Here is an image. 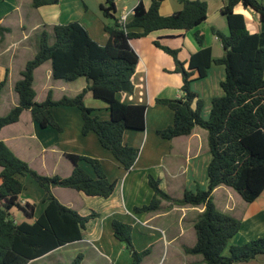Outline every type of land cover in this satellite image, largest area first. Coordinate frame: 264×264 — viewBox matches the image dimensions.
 <instances>
[{"label":"trees","instance_id":"16d2710c","mask_svg":"<svg viewBox=\"0 0 264 264\" xmlns=\"http://www.w3.org/2000/svg\"><path fill=\"white\" fill-rule=\"evenodd\" d=\"M164 0H150L145 6L141 0L132 9L126 22L121 24L116 16L115 0H103L100 12L110 20L104 26L108 37L99 44L77 20L52 26L50 35L42 29L38 35V50L20 71L13 90L17 103L0 115V129L16 122L25 109L41 127L60 129L50 108L55 105L76 107L81 116V133L93 132L100 145L110 151L120 165L128 170L133 165L138 149L123 140L125 131H142L145 128V104L121 102L117 93L132 92V77L141 64L130 45L133 38L144 37L158 30H193L199 48L190 52L186 60L179 58V48L161 42V36L152 39L154 46L173 60V72L181 76L182 95L174 98H156V102L173 112L171 125L156 130L163 139L188 135L195 126L207 132L210 159L206 168L205 188L185 190L176 201L183 205L204 208L198 213L193 229L195 242L185 248L190 254L202 255L206 264H239L264 254V235L241 244H229L239 231L241 220L216 208L212 191L226 186L235 191L244 202L254 201L264 189V31L250 32L242 13L234 7L240 3L254 11L264 22V4L261 0H221L219 12L224 16L227 33L212 28L220 41L223 53L214 57L211 47L205 45L204 34L197 27L206 20L207 5L203 0H178L181 9L161 14ZM58 0H31L36 8L55 4ZM175 37V35H170ZM52 38V40H50ZM49 61L53 79L67 82L83 77L86 81L78 93L53 100L50 91L42 101H36L33 88V72ZM222 66L224 78L220 82L222 94L211 99L208 116L201 115L203 102L191 88L192 80L203 79L211 67ZM5 78L0 81V90ZM106 102L109 117L102 119L97 109L84 102L86 93ZM73 163L68 176L43 175L17 157L0 139V264H28L51 251L82 239L90 220L98 216L95 211L81 214L61 204L52 194V187L72 188L87 196L109 197L116 180H109L100 161L96 158L67 154ZM85 161L93 175L78 164ZM17 175H28L43 190L40 202L45 203L42 212L34 219V204L20 202L23 184ZM148 183L154 194L148 205L134 207V211H153L162 198L170 196L162 191L158 180L151 175ZM14 210V211H13ZM19 211L27 220L17 221ZM114 237L126 244L132 257L131 264H139L144 251H136L131 241L132 225L117 218L111 220ZM228 247V255L223 256ZM82 254L77 253L69 262L55 264H81Z\"/></svg>","mask_w":264,"mask_h":264},{"label":"crops","instance_id":"0c3cea01","mask_svg":"<svg viewBox=\"0 0 264 264\" xmlns=\"http://www.w3.org/2000/svg\"><path fill=\"white\" fill-rule=\"evenodd\" d=\"M138 1L115 0L116 16L123 11L132 10ZM141 1L145 6L150 3V0ZM203 1L207 5V17L197 28L203 32L204 43L211 47L212 55L219 57L223 49L218 38L212 33L211 29L214 27L210 25L209 20L211 14H220L222 1ZM261 1L264 4V0ZM102 3L103 0H58L55 4L34 8L31 0H0V81L5 78L4 86L0 90V115L5 114L17 103V94L13 90V85L20 77V71L25 63L34 55L33 46L29 41L31 34L36 33L35 45L37 46L38 35L42 29L51 35L53 25L77 20L84 25L95 41L104 44L108 37L104 26L110 24V20L103 17L100 12L99 6ZM181 7L178 0H164L160 4L159 11L161 14H170ZM234 9L243 14L246 27L250 32L264 31V22L258 20L254 11L244 8L240 3ZM182 32V30H158L144 37L130 40V45L139 56L141 64L132 77L133 91L118 92L116 97L124 103L146 105L144 130H128L123 135L127 145L138 149V155L130 169H124L110 151L100 145L93 132L81 133L80 112L73 106L55 105L50 108L60 127L59 130L52 126H39L32 119L28 109L21 112L16 122L0 129V139L17 157L27 162L40 174L68 176L74 165L67 154H77L98 159L107 178L116 180L113 193L106 198L87 196L72 188L52 187V194L61 204L81 214L95 211L98 216L89 221L82 239L59 247L31 260L28 264H33L55 253L60 254L69 246L73 249L65 262L71 261L77 253H81L83 256L81 264H106L102 263L101 256L108 260L107 264H131L132 257L130 259V255L125 253L126 249L112 233L110 224L113 218L127 223L134 220L143 225L161 221L162 224L156 225L159 226L161 240L163 239V244L166 245L164 248L167 249L174 242L190 237V242L178 245L179 252L188 255L187 257L184 254L185 263L206 264L202 255L185 251V248L192 246L195 242L193 224L204 207L183 205L176 200L182 197L185 190L194 191L196 188L203 189L206 186V168L210 159L207 132L195 126L190 134L172 139H163L156 134L157 129L169 126L173 122L172 110L157 103L156 98H176L182 93L181 76L173 72L172 58L154 46L152 39L161 36L162 43L179 48V58L186 60L190 52L197 50L199 46L194 39L193 30L179 35ZM216 47L219 50H216ZM208 71L205 78L191 84L192 90L197 92L200 98H204L201 111L204 118L208 116L211 99L222 94L220 82L224 78V68L211 67ZM84 86L86 81H80L78 78L71 82L53 79L49 61L42 63L33 72L36 101L44 100L48 91L53 100H58L62 96L71 97ZM84 102L87 106L98 109L96 112L100 118L109 117L106 103L92 97L90 92L86 93ZM78 164L86 173L93 175L88 163L79 161ZM149 175L158 180L159 187L170 198H162L156 210L133 212L134 207L148 205L153 197L154 191L148 183ZM23 177L24 175H17L23 184L19 200L34 204V216L30 219L32 221L45 207V203L40 202L43 190L41 189L40 194L29 193L24 185L25 177ZM28 185L34 186L32 183ZM173 193H177L176 196ZM212 199L218 210L241 220V227L230 240V244H241L264 235V189L254 201L244 202L231 188L218 186L212 191ZM38 202L41 206L39 210ZM20 216L24 218L17 211L15 219L21 221ZM94 241H103L102 250L95 246ZM88 246L93 248L97 255H94ZM80 249H84V252H79ZM134 249L137 251V248ZM115 251L116 259H112ZM123 255L124 263L121 261ZM56 262L64 261L59 257ZM139 264H143V261L141 260ZM239 264H264V254Z\"/></svg>","mask_w":264,"mask_h":264},{"label":"rangeland","instance_id":"374dc122","mask_svg":"<svg viewBox=\"0 0 264 264\" xmlns=\"http://www.w3.org/2000/svg\"><path fill=\"white\" fill-rule=\"evenodd\" d=\"M209 21H210V25H212L215 29H219V30L223 31L224 33H227L226 21H225L224 16H222L221 14H217V15L216 14H214V15L211 14ZM36 40H37V36H36V33L34 32V33L31 34L30 39H29L30 43L33 46L34 54L38 50V44H37V46L35 45ZM216 50H219V48L216 47ZM215 67L223 68L222 66H215ZM78 79H80V81H84L85 80V78H83V77H80ZM195 81H198V80H196V79L192 80L191 84L193 85ZM38 92H40L39 87H38ZM97 100H99V99H97ZM201 100L203 102L204 98H201ZM104 103H106V102H104ZM100 110H102V109H100ZM24 177H23L24 178V185L26 186V190L29 193H32V194H40V191H41L42 188L39 186V184L35 180L30 178L28 175H24ZM28 183H32V185H34V186L33 187H29ZM173 194L176 196L177 193H173ZM22 196L24 197L23 192H22ZM38 203H36V204H38ZM40 207L41 206H40V203H39L38 204V210L40 209ZM132 210H133V212H136V211H134V209H132ZM130 213L132 215H135L132 212H130ZM21 220H27L28 221V219H26L25 217L22 218ZM130 223L132 225L131 241H132L133 246H135L134 248H137V251L146 250V253L144 255H141V259H140V260L143 261V264H186L185 263L186 262L185 261L186 260L185 255L187 257H188V255L185 254L184 252L183 253L179 252V250H178L179 246L178 245L180 243H183V242H190V240H191L190 237H188L186 239H184V238L180 239L179 241H176L173 244H171L166 249V248H164V246H166V245L163 244L164 243L163 239L161 240V232L159 230V226L156 225V224H162L161 221H156L155 222L156 224L150 223L149 225H145V224L143 225L141 223L135 222L134 220L130 221ZM93 243L95 244V246L99 250H102V248L104 247L103 246V241H100V242L99 241L98 242L94 241ZM121 244L126 249L125 253L130 255V250L128 248H126V244L122 243V242H121ZM71 249H73V247L69 246L68 248H65V250L61 251L60 254H57V253L52 254V255H50V256H48L46 258H43V259L38 260L37 262H34L33 264H55V262L57 261V258H59V257H60L61 260H63L65 262V260H67L68 256L71 255ZM90 249H92V251L94 252V255H97L93 248H90ZM150 251H152V252H150ZM79 252H84V249H80ZM222 255L223 256H227L228 255V247H227V245L224 248V250L222 252ZM101 258H102V260L101 259L100 260L102 261V263H106L107 264L106 261H108V260L105 257H102V256H101ZM111 258L112 259H116V251L113 253ZM123 258H124V255L122 256L121 261H122ZM130 259H131V255H130ZM202 259H203V257H202ZM159 260H160V262H159ZM122 263H124V262L122 261Z\"/></svg>","mask_w":264,"mask_h":264},{"label":"built area","instance_id":"2783aa9c","mask_svg":"<svg viewBox=\"0 0 264 264\" xmlns=\"http://www.w3.org/2000/svg\"><path fill=\"white\" fill-rule=\"evenodd\" d=\"M132 13V10L130 11H123L118 16L119 23L123 24L126 22L127 17Z\"/></svg>","mask_w":264,"mask_h":264}]
</instances>
